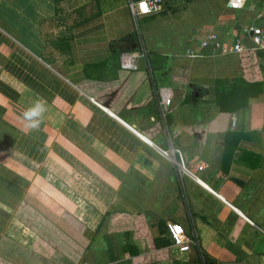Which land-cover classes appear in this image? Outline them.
<instances>
[{"label": "crops", "instance_id": "obj_1", "mask_svg": "<svg viewBox=\"0 0 264 264\" xmlns=\"http://www.w3.org/2000/svg\"><path fill=\"white\" fill-rule=\"evenodd\" d=\"M251 25L264 0H167L137 19L129 0H0V264H264V52L199 48L209 30L251 45ZM123 50L141 68L121 69ZM239 80L263 91L223 111L217 89ZM160 86L201 183L154 147ZM167 221L198 246H174Z\"/></svg>", "mask_w": 264, "mask_h": 264}, {"label": "built area", "instance_id": "obj_2", "mask_svg": "<svg viewBox=\"0 0 264 264\" xmlns=\"http://www.w3.org/2000/svg\"><path fill=\"white\" fill-rule=\"evenodd\" d=\"M166 1L167 0H129V6L135 19H137L143 14L159 12ZM247 1L248 0H226V6L231 10H240L245 7ZM142 6L147 8V11L142 10ZM245 32L249 36L251 45L244 44L240 40H236L231 44L223 45L220 43L218 35L212 30H209L207 31L205 37L200 41L199 48L201 49L208 46L209 44H212L213 47L220 52V54L242 53L248 51L264 52V27L251 25L245 29ZM199 53V50L197 51L189 49L187 51V54L191 57L197 56ZM141 59H146L145 53L143 51L123 50L119 53V66L121 69L136 70L141 68L138 63V61ZM172 97V90L169 87L160 86L155 88L158 118L163 127L167 146L154 147L160 156L173 165L177 180L180 184H182L183 178L186 176L192 178L198 183H201L200 179L187 168L181 149L172 143L171 137L169 135L166 117L172 109ZM231 121L232 127H234L236 125V117L232 116ZM198 169H202V166H199ZM166 229L173 245L178 247L181 251L188 250L190 244L198 246L197 239L194 236L187 235L179 223L167 221Z\"/></svg>", "mask_w": 264, "mask_h": 264}, {"label": "trees", "instance_id": "obj_3", "mask_svg": "<svg viewBox=\"0 0 264 264\" xmlns=\"http://www.w3.org/2000/svg\"><path fill=\"white\" fill-rule=\"evenodd\" d=\"M262 84L261 81L248 82L239 80L234 83L233 89L229 90L223 97L217 89L216 102L223 111L232 110L239 106L237 102L241 100L240 97H244L245 94L262 92ZM234 104L236 105L233 107Z\"/></svg>", "mask_w": 264, "mask_h": 264}, {"label": "clouds", "instance_id": "obj_4", "mask_svg": "<svg viewBox=\"0 0 264 264\" xmlns=\"http://www.w3.org/2000/svg\"><path fill=\"white\" fill-rule=\"evenodd\" d=\"M44 111H45L44 105L40 102H36L34 106L30 107L24 112L25 119L32 121L29 127L31 128L38 127L39 121L36 118L40 117Z\"/></svg>", "mask_w": 264, "mask_h": 264}, {"label": "snow or ice", "instance_id": "obj_5", "mask_svg": "<svg viewBox=\"0 0 264 264\" xmlns=\"http://www.w3.org/2000/svg\"><path fill=\"white\" fill-rule=\"evenodd\" d=\"M142 10L147 11V8H145V7L142 6Z\"/></svg>", "mask_w": 264, "mask_h": 264}]
</instances>
